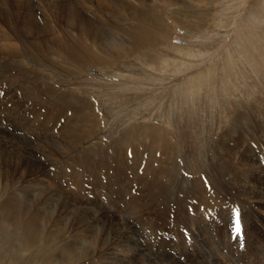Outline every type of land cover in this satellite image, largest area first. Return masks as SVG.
I'll return each mask as SVG.
<instances>
[{"label": "bare ground", "instance_id": "obj_1", "mask_svg": "<svg viewBox=\"0 0 264 264\" xmlns=\"http://www.w3.org/2000/svg\"><path fill=\"white\" fill-rule=\"evenodd\" d=\"M136 1L142 2L143 0ZM136 1L0 0V76L6 79L5 81L0 77V83L3 85L1 88L3 90L2 98L7 100L5 104L10 103L12 106L9 107L10 112L19 109L23 111L24 114H20L18 111V118H23L25 123L28 122V117L31 114L33 119L29 127L41 119H47L49 124H56L59 114L64 113L66 116L70 111L71 117H68L64 122L65 125L62 126L67 130L68 135L73 137L72 140L66 144L67 147L64 146V150L58 146L56 151L43 155L55 159L56 153L60 155L64 152L63 157L65 153L69 152L74 154L72 160H78L80 166L91 172L92 175L95 176L99 171L104 170L108 178L106 187L108 194L106 196L110 198L106 209H104L102 202L93 203L92 200L91 202L88 200L89 197L86 199L84 196L85 199H83L70 193V190L67 192L68 190L62 189L53 182L54 177L57 178L56 169L58 168L54 171L53 168H50L49 164L51 163L43 165L40 159L35 156L38 152L35 148L32 149V145L30 152H27L26 146H21L22 143L17 145L19 141L15 133L20 128L17 121H6L5 124L1 121V125L5 128L0 127V137H4L0 138V144L6 146L8 154H0V264H76L79 260H82L81 264H127L129 262L132 264L136 262V259L140 264H181L180 258L182 257L188 258L186 264H223L224 256L220 253V249L235 242L230 237L232 234L238 242L240 239L237 237L242 236L245 239L247 237L248 246L257 245V248H251L255 253L262 247L264 248L263 102H257L256 106L247 112L236 109L235 115L229 119L227 127L223 128L216 137L215 147L220 150L223 157L219 156L220 162L210 167L212 169L204 178L207 181L204 184L203 176L187 179L181 173L179 174L176 162V153L179 154V149L176 143L172 142V138L162 123L157 125L145 122L135 125L117 136L111 146L107 144L109 148H112V151L101 148L102 144L93 140L101 138V129L98 127L99 120L88 99L78 98V94L62 93L61 86L55 82L54 77L48 76L40 69L41 66L46 67L55 77L59 74L62 75L63 72L73 75L83 71L88 65L103 67L109 65L112 60L129 58L133 54H138L143 64L151 68H154L158 63L167 65L170 58L176 57L175 53L171 52V55H165L160 59L159 55L150 52L149 48L167 42L168 27L171 30L173 23L187 31L190 27L203 28V25L209 23L210 8L189 11V7L184 5V0H148L151 4L143 10L139 7L140 4H136ZM199 1L204 0L195 1L196 5L201 7ZM165 3L179 6V10L177 9L179 13L171 9L166 17ZM10 7L15 11L12 16L8 17ZM184 17L191 20L189 28L182 23ZM18 20L19 22H17ZM179 49L177 51L182 53L181 49L183 48ZM214 69L217 67L215 66ZM203 77L204 73H200L194 79V82H197L196 86L201 85L200 79ZM188 84H190V80H188ZM9 86H17L22 92L23 99L19 97L20 100L15 101V98L18 99V95L8 99L7 89ZM197 93L198 91L196 95ZM43 96L46 98L44 101ZM71 97L77 98H74L75 103L71 104L72 102H70V105L67 104V100H70ZM80 97L84 98L85 96L81 95ZM0 101L2 102L1 98ZM13 101L15 105L19 104L23 107L13 106ZM30 101L31 104H29ZM38 104H41L43 108H39ZM27 106L28 115L26 114V116ZM0 108V120H2L5 111L2 106ZM87 108L90 109V111L87 110L89 113L86 111ZM74 117H78L79 120H72ZM19 122L24 127V124ZM7 125L9 126L6 128ZM62 126L59 127V132ZM88 127L91 128L87 129ZM92 141L98 143L100 147L91 146ZM231 141L232 145L229 143ZM130 144L133 146L132 153H135V160L127 168L135 173L132 177L133 180L137 176L144 179H138L139 182L134 180L137 185L140 183L138 185L140 189L137 187L140 193H136L128 199L132 204L129 207L131 210H136L135 223L139 229H143L146 225L155 240L150 244L144 242L142 245L130 237L129 240L135 243L126 245L122 252L118 253L119 255L108 259L105 256L106 248L102 247V249L97 246L98 237L92 235L93 231H90V226L84 222V214H87L88 210L96 209L94 215L90 216L99 215L100 218L111 221L121 228L118 225L119 221L117 222L115 219L119 207L115 202L117 199H113V195L119 188V191L125 195V186L131 187V179H122L123 182L120 186L114 189L116 187L115 176L127 177L124 176L126 169H121L118 163H123L120 157H125L123 147L131 146ZM115 146L117 149H114ZM144 150H147L148 153H145ZM114 156L121 162L115 160ZM46 159L48 158L46 157ZM126 160L124 161L126 162ZM141 160L147 161L144 162V167L140 166L139 174ZM112 161L118 165L113 168V174L110 175L111 168L106 165L109 163L112 166ZM75 164L77 163L75 162ZM77 175L74 173L73 177L75 178ZM66 176L70 177V174H66ZM76 184L80 188L78 180ZM15 186L16 189H12ZM29 188L33 190L35 197L28 201L26 199V202L23 195L25 189ZM170 196H176L172 198L174 199L172 201L177 203L176 206L174 205L175 219L173 221L165 219L172 212H168L164 205L170 203ZM186 198L192 199V212L189 209L187 211V207H184L188 200ZM153 202L161 204L158 207L159 218H143L154 211ZM257 202L262 209L256 205ZM93 205L100 207H93ZM226 207L230 209L228 210ZM77 208L85 212L82 215L78 214L80 216L77 219L70 220V213L75 212ZM111 208L112 211L109 212ZM234 208L239 209L240 217L243 218L241 236H236L230 228L231 210ZM204 213H206L207 219H211L212 222L205 220ZM155 219L162 220V222H156ZM219 219L229 224H224L225 226H222L224 229H220V224H217ZM153 221H155L154 226ZM171 221L173 226H169ZM185 227L191 233L193 232L194 239L202 238V240L196 241L198 244L193 245L195 248L190 247L189 251L182 253L185 243L190 244L189 242L194 240ZM134 231L130 230V235H133ZM167 233H170L175 240L168 237ZM185 237L189 241H186ZM78 238L84 244V248H80L84 256H79L81 251L78 253L76 250V254L73 250L74 241ZM227 238L228 241H226ZM257 238L258 240H256ZM111 240L109 239L108 242ZM246 240H244L245 244ZM211 247H213L212 250ZM95 250L99 252L100 256H86L91 255ZM208 250L211 252L210 255L207 254ZM149 254H151V258L148 257ZM230 262L231 264H240L236 263L237 261L229 260ZM225 264L228 263L225 262Z\"/></svg>", "mask_w": 264, "mask_h": 264}, {"label": "rangeland", "instance_id": "obj_2", "mask_svg": "<svg viewBox=\"0 0 264 264\" xmlns=\"http://www.w3.org/2000/svg\"><path fill=\"white\" fill-rule=\"evenodd\" d=\"M184 1L185 7H189V11H197L200 10V8H210L211 13L208 19L209 23L207 25L205 24L206 26L203 25V28L194 29V27H190L191 20L184 17L182 22L183 25H186L187 28L190 27L186 31L176 26L171 21L173 28L170 30L168 27L169 38L167 42L149 48L150 52L158 54L160 59L165 55H171V52L175 53L176 57L170 58L167 65L158 63L154 68H151L143 64L139 59L138 54H133L129 56V58L126 57L112 60L109 62V65L107 64V66H103L104 68L101 65H88L83 71L73 75L63 72L62 75L59 74L55 77L46 67L41 66L40 69L43 73L48 74V76L54 77L55 82L61 86L62 93L67 92L66 94L69 95L78 94V98L88 99L89 104L93 108V112L99 120L98 127L101 129V138L93 140L99 142V144L101 143V148L112 151V148H109L108 145L111 146L113 140L117 136L135 125L145 122H151L152 124L157 125H161L162 123L167 129L168 135L172 138V142L176 143L179 149V154L176 153L179 174L181 173L187 179H194L198 176H203L202 181L206 184L207 181L204 178L210 173L212 169L210 167H213L220 162L218 159H220L219 156H222L220 150L215 147L216 137H218L223 128L227 127L229 119L235 115L236 109L238 108L243 112H247L250 111L253 106H256L257 102L264 103V0H204L202 2L199 1L201 7L196 5L197 0H195L196 2L194 0ZM136 4H140L139 7L143 10V8L146 9L151 3L148 0H143L142 2L136 1ZM164 6L166 17L171 9H173L174 12L179 13L177 9L179 10L180 7L176 4L168 5L165 3ZM13 11L15 10L12 7L8 9V12L10 13L8 14V17H10V15L12 16ZM17 22H19V20ZM179 48H183L181 49L182 53L177 51L180 50ZM215 66L217 69H214ZM200 73H204V77L200 79L201 85L196 86L197 82H194V79L197 78ZM2 80L6 81L4 78ZM188 80H190V84H188ZM191 85H194V87L192 86V88ZM2 86L3 85L0 83V98L2 100V102L0 101V106H2L5 111V120L4 118L0 120V127L5 128L1 125V121H3L4 124L6 121H17V125L20 126L15 133L18 138L17 140L19 141V144L17 143V145H21L22 143L21 146H26L25 149H28L27 152L31 151L32 145V149L35 148L36 152H38L35 156L40 159L43 165H48L49 163L53 164H49L50 168H53L52 170L54 171L57 170L56 173H58L57 178L54 177V183L59 185L65 191L68 190L67 192L70 190V193L78 197L80 196V198L85 199L86 197H89L88 200L90 202L91 200L93 203L95 202L97 204L98 202H102V206L106 209L105 207H107L110 198H107L106 196V194H108L106 189L108 178L107 173L104 170L99 171L95 176L92 175L91 172L84 170V167L80 166L78 160H72L74 154L69 152L65 153L63 157L62 154L64 152L60 153L61 156L59 153H56V160L54 158H49L48 155H43L49 154L54 150L56 151L58 146L62 147L64 150V146L70 143L73 137L68 135L67 130L62 125H65L64 122L67 121L68 117H71L72 113L70 114L69 111V114L66 116H64V113L59 114L56 119L58 120L56 124H49L47 123V119H41L39 122L35 123V125L32 126L31 124L30 128L29 124L33 117L30 114L28 117L29 119L27 120L28 122L25 123L23 118H18V111H20V109L10 112L9 107L12 106H10V103L5 104L7 100L2 98ZM195 91H198L197 95ZM20 92L21 91L17 86H9L7 89L8 99H12L14 95H16L15 97L18 95V99L14 97L15 101L20 100V98L23 99L22 92ZM81 95L85 97L82 98L80 97ZM74 98L76 99L77 97L69 98L70 100H67V104H70V102H72L71 104L75 103ZM45 99L46 98L43 96V101ZM13 104V106H21L19 104L15 105L14 101ZM29 104H31V101ZM38 107L40 108L42 105L38 104ZM87 110L90 111L88 108L86 111ZM22 113L23 111H20V114ZM26 114L28 115V106L25 115ZM258 116L261 115L258 114ZM72 120H79V118L74 117ZM19 121L24 124V127ZM44 121L45 123H43ZM86 122L87 120L85 123ZM42 123L43 125H41ZM8 126L9 125H7L6 128ZM60 126L62 127L59 132ZM89 128L91 127H88L87 129ZM20 130L26 134L22 133ZM95 141H92L91 146L96 145L100 147ZM229 143L232 145V141ZM0 145V150L2 151H0V154H8L6 153V146H2V143ZM115 147L114 149H117V147ZM123 150L124 152L121 151L124 153L125 157H120L122 158L123 163L118 164L121 169H126V175L124 176L127 177H123V175L115 176L116 187H114V189L119 187L123 180L126 179H131V187L129 188L128 186H125V195L119 191L120 188L116 193L117 195H113V199H117L115 202H117L119 207L115 219L117 222L119 221L118 225L121 226V228L119 227V229L111 221L100 218L99 215L96 216L98 219L95 216H90L94 215L96 209H93V211L88 210V212H86L87 214H84V222L90 226V231H93L92 235L98 237L96 243L97 246L106 248L105 252L107 254L105 256H107L108 259L119 255L118 253L122 252L126 245L135 243L129 240L130 237L142 245L144 242L150 244L155 240L150 234V231L147 230L148 227L146 225L143 229H139V226L135 223V216H137L136 210H131L129 207L132 204L128 199L134 194L140 193L138 190L140 189V186L138 187L140 183L137 185L136 181L139 182L138 179L144 178L137 176V178H134L136 181H134L132 177H134L135 173L127 168L130 167L133 160H135V153H132L133 146L126 145L125 148L123 147ZM144 151L145 153H148L147 150ZM46 157L48 159H46ZM123 158L124 160H128L125 162ZM114 159L121 162L116 156H114ZM42 160L45 161L43 162ZM146 161L147 160H141L139 167H144V162ZM75 162L77 164H75ZM111 164L113 167L109 163L106 165H109L111 168L109 171L110 175L113 174V168L118 165H116L115 162L113 163V161ZM141 167L138 169L139 174L141 172ZM65 172L66 174H70V177L66 176ZM74 173L79 176L77 175V177L74 178ZM100 174L102 175V178ZM77 180L80 184V188H78L76 184ZM207 186H209V184H207ZM12 189L15 190L16 186ZM62 192L64 191L62 190ZM34 197L35 194L31 188L25 189L23 195L25 201L26 199L28 201ZM175 197L176 196H170V203L164 204L168 212L172 211L169 213L170 216L167 215L169 217H165L166 220L171 219L173 221L175 219L174 205L176 206L177 203L172 201L174 200L172 198ZM186 200L187 204L185 203L184 207H187V211L189 209V211L192 212V199L186 198ZM153 204L155 205L154 211L151 212L149 216H143V218H159L158 215L160 211L158 207L161 204L156 202H153ZM167 205L168 207H166ZM256 205L261 207L258 202ZM93 207L100 206L93 205ZM135 207L137 208V205ZM227 209L229 210L230 208ZM76 211H71L70 220L77 219V217L85 212L80 208H77ZM110 211H112V208L109 212ZM203 217H206V213H204ZM205 220L212 222L211 219H207V217ZM242 220L243 218L241 217V224ZM157 221L162 222V220H156V222ZM172 221L169 223V226H173ZM154 223L155 221H153V226ZM99 224H101L100 227ZM217 224H220V229H224L222 226L229 223H225L223 220L219 219V223ZM185 229L194 239L193 232L191 233L186 227ZM130 230H135L133 234L134 236L130 235ZM95 231L96 233H94ZM107 236L108 238H106ZM167 236L175 240L170 233H167ZM175 236L177 238L176 234ZM230 237L235 240V242L230 246H224V248L220 249V253L224 256L223 264H225V262L231 264V262L229 263V260H232L233 262L237 261L236 263L240 264H264L263 247L255 253L251 248H257L258 246L254 244L251 247L248 246L249 243L247 237V240L245 237L242 238V236L240 238L237 237L240 239L239 242L233 234ZM109 239H112L113 241L111 240L108 242ZM243 239L247 241L246 244ZM76 240L73 244V250L77 254V252L79 253V251H81L80 248H84V244L80 238ZM185 240L189 241L186 237ZM197 240L200 242L202 238H198ZM197 240L195 238L193 241L189 242L190 244L185 243L182 253L189 251L190 247L195 248L193 245L198 244V242H196ZM241 240L243 241V246H241ZM256 240H258V238ZM226 241H228V238ZM212 248L213 247L210 249L212 250ZM233 251L235 254L232 253ZM96 252L97 251L95 250L91 255L86 256H100L99 252ZM80 253L79 256H84L82 251ZM207 254L210 255L211 252L208 250ZM149 256L151 258V254H149L148 257ZM180 259L181 264L188 263V258L186 259L185 257H182ZM190 259L193 260L191 257ZM249 261L250 263H248ZM81 263L82 260L76 262V264ZM127 264H131V262ZM132 264L140 263L136 259V262Z\"/></svg>", "mask_w": 264, "mask_h": 264}, {"label": "snow or ice", "instance_id": "obj_3", "mask_svg": "<svg viewBox=\"0 0 264 264\" xmlns=\"http://www.w3.org/2000/svg\"><path fill=\"white\" fill-rule=\"evenodd\" d=\"M232 218L230 223L231 230L236 234V236H240L242 233V224L241 217L238 208H234L231 210ZM241 246H243V241L241 240Z\"/></svg>", "mask_w": 264, "mask_h": 264}]
</instances>
